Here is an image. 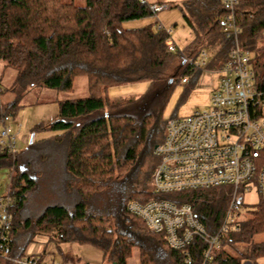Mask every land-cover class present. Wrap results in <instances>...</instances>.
<instances>
[{
    "label": "trees",
    "instance_id": "obj_1",
    "mask_svg": "<svg viewBox=\"0 0 264 264\" xmlns=\"http://www.w3.org/2000/svg\"><path fill=\"white\" fill-rule=\"evenodd\" d=\"M169 7L180 10L193 35L180 51H168L166 33L151 24L123 27L128 21L153 15L148 3L139 0H85L83 6L73 0H0V62L16 73L8 89L11 99L0 104L2 113L14 117L19 102L33 88L69 91L77 76L87 77L89 93L58 101L57 120L44 128L57 132L45 141L51 143L56 157L48 196L52 200L38 215L27 216L25 208L28 194L46 177L47 168L37 167L29 157L20 158L18 152L13 157L0 154V171L13 170L6 248L10 258H22L38 235L46 236L57 251L60 244L90 246L101 252L106 264H126L131 249L137 247L109 218L92 213L90 204L103 190L123 180L136 181L140 175L151 187L157 160L144 171L141 167L146 159L154 158V147L162 142L165 131L151 136L148 127L157 116L151 103L140 118L127 115L140 109L146 96L113 100L106 90L140 81L149 82L150 91L170 88L189 73L195 78L200 70L218 71L234 44L222 32L227 10L221 0H181ZM234 19L240 30L238 45L253 50L255 38L264 32V0L240 2ZM199 48L209 58L204 67L191 72L186 59ZM250 63L256 81L264 87V46L252 54ZM148 187L132 191L128 201L168 199L188 204L208 232L220 224L228 202V189L223 187L169 194H156ZM125 206L123 213H127ZM248 213L239 231L221 239L212 264H264L259 262L264 259V198ZM136 219L166 248L174 264H184L182 252L169 250L162 235L151 234ZM203 248L201 241L192 242L188 248L192 264L200 262ZM140 261L147 264L141 249ZM0 264L14 263L1 260Z\"/></svg>",
    "mask_w": 264,
    "mask_h": 264
},
{
    "label": "built area",
    "instance_id": "obj_2",
    "mask_svg": "<svg viewBox=\"0 0 264 264\" xmlns=\"http://www.w3.org/2000/svg\"><path fill=\"white\" fill-rule=\"evenodd\" d=\"M139 1L148 3L153 16L167 8L165 4ZM242 1L221 0L227 10L222 32L234 44L217 71L218 82L208 108L167 120L164 138L153 150L157 160L151 176L154 193L228 189V202L220 224L213 232H208L190 205H177L164 199L144 203L130 200L125 206L126 212L138 218L151 234L162 235L169 250L182 252L184 264H192L188 248L194 240L204 243L200 262L196 264H212L221 239L239 231L244 194L254 190L264 198V87L254 77L250 63L252 55L238 45L240 30L235 23L234 11ZM156 24V29L167 35V50L180 51L170 38L171 30ZM208 58L207 51L199 48L186 59V66L194 72L204 67ZM187 80L184 77L181 82ZM3 92L0 86V95ZM11 120V115L2 113L0 106V154L13 157L17 151ZM12 174L13 170H9L6 194L0 196V261L54 264L48 256L25 254L13 259L6 253L12 219L9 212Z\"/></svg>",
    "mask_w": 264,
    "mask_h": 264
},
{
    "label": "rangeland",
    "instance_id": "obj_3",
    "mask_svg": "<svg viewBox=\"0 0 264 264\" xmlns=\"http://www.w3.org/2000/svg\"><path fill=\"white\" fill-rule=\"evenodd\" d=\"M73 1L78 6H83L85 3V0ZM147 1L161 2L167 8L158 13L157 16L152 15L147 18L128 21L123 24V27L139 28L151 24L152 28L155 29L156 23H160L165 29L171 30L170 38L178 49L182 50L192 41L189 36L191 33L188 32L180 10L169 7L172 3H179L181 0ZM263 46L264 32L255 38V47L249 51L250 55ZM15 76L16 73L13 69L5 67L0 62V86L4 90L0 95L1 105L11 99L8 89L12 85ZM192 76L193 73L184 76L189 80L186 85L181 82H175L170 88L161 86V88L157 87L151 91L150 84L147 81L114 85L107 88L106 95L113 100H135L146 96L147 102L139 106L140 109L127 111V115L140 118L146 111L147 104L151 103L150 105H153L157 110V116L148 129L151 136L157 137L161 132L165 131V123L170 118L186 117L196 111L208 108L211 93L218 82L217 71L200 70L195 78H192ZM88 94L86 76L75 77L72 88L69 91L33 88L19 102V108L15 116H11V129L16 138V151L22 155L20 158L29 157L34 165L38 167L41 164L48 171L46 177L38 182L37 188L28 194L25 208L27 216L38 215L43 207L52 200L48 196L52 188L50 178L54 168L53 159L56 154H54L55 151L52 149L51 143H45V141L51 139L57 132L44 130V128L57 120L58 101L83 98L88 96ZM38 127L42 129L33 131V129H38ZM155 161V157L146 159L141 170L144 171L145 167L152 165ZM8 175L9 170L0 171V196L6 194ZM145 184L148 187V182L146 183L141 175L136 181L123 180L98 194L90 204V211L96 215L109 218L113 226L133 239L138 249H141L147 257V264H174L172 258L168 256L166 248L158 242L157 238L149 235L144 228L140 227V222L136 218L122 212V207L128 202L129 194ZM148 188L151 189L150 186ZM259 201L260 197L254 190L250 193H245L243 203L240 206V218L244 219L247 217L249 215L248 212L255 209ZM259 262L264 263V259Z\"/></svg>",
    "mask_w": 264,
    "mask_h": 264
},
{
    "label": "crops",
    "instance_id": "obj_4",
    "mask_svg": "<svg viewBox=\"0 0 264 264\" xmlns=\"http://www.w3.org/2000/svg\"><path fill=\"white\" fill-rule=\"evenodd\" d=\"M188 32L190 33L189 29ZM189 36L192 39L193 35L190 34ZM25 254L48 256L54 264H106L101 252L90 246L60 244L57 251L44 235H38L35 241L27 247ZM126 264H141L138 247L131 249Z\"/></svg>",
    "mask_w": 264,
    "mask_h": 264
},
{
    "label": "water",
    "instance_id": "obj_5",
    "mask_svg": "<svg viewBox=\"0 0 264 264\" xmlns=\"http://www.w3.org/2000/svg\"><path fill=\"white\" fill-rule=\"evenodd\" d=\"M155 147H156V146H155ZM155 147H154V148H155Z\"/></svg>",
    "mask_w": 264,
    "mask_h": 264
}]
</instances>
